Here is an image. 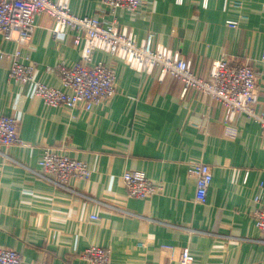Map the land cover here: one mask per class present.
I'll return each instance as SVG.
<instances>
[{
	"label": "crops",
	"instance_id": "1",
	"mask_svg": "<svg viewBox=\"0 0 264 264\" xmlns=\"http://www.w3.org/2000/svg\"><path fill=\"white\" fill-rule=\"evenodd\" d=\"M68 1L75 15L114 21L138 42L151 33L203 79L221 58L249 62L264 115V0H142L135 12ZM52 26L48 15L37 17L21 61L34 66L37 82L64 89L55 68L78 61L81 47L71 31L54 38ZM17 49L0 34V51ZM93 61L113 66L117 92L84 111L46 106L34 83L8 79L9 59H0V115L19 120L22 141L0 147V247L19 252L24 264H88L82 254L93 245L110 251L109 264H168L182 248L197 264H264V235L252 215L264 196L259 124L243 113L225 121L217 101L193 89L183 95L178 79L138 73L102 51ZM45 149L86 162L91 176L56 186L41 175ZM198 161L212 167L204 204L195 202L188 173ZM126 170L144 172L162 191L128 197Z\"/></svg>",
	"mask_w": 264,
	"mask_h": 264
},
{
	"label": "built area",
	"instance_id": "2",
	"mask_svg": "<svg viewBox=\"0 0 264 264\" xmlns=\"http://www.w3.org/2000/svg\"><path fill=\"white\" fill-rule=\"evenodd\" d=\"M141 3L142 0H101V4L111 11L135 12ZM41 14L52 18L54 38H62L71 31L74 33L73 44L81 47L78 61L72 65L59 63L55 68L64 89L37 82L34 66L21 61L19 48L30 44L36 19ZM226 24L237 27L234 20H227ZM0 34L18 47L9 54L0 51V59H9L8 79L20 84L34 83V97L46 106L89 111L114 97L117 88L113 66L93 61L95 51H102L138 73L156 71L160 79L166 76L178 79L183 85V95L191 89L199 91L203 97H210L223 107L225 121H232L236 114L243 113L259 124L264 135V115L258 109L257 101V73L247 61L216 60L209 77L203 79L193 73L190 62L178 51L155 43L151 33L138 42L131 29H120L114 21L75 15L68 0H0ZM18 128L17 118L0 115V147L22 144ZM39 165L41 175L62 189H69L71 179L88 180L92 174L86 162L52 149L43 151ZM188 173L195 180V202L204 204L212 181V167L198 161L189 165ZM122 180L130 198L144 199L160 193L163 188L161 183L149 179L139 170L124 171ZM255 202L257 207L252 215L257 230L264 235V196L256 197ZM90 219L96 220L97 216L92 215ZM162 248L172 255L173 248ZM82 258L88 264H109L110 251L93 245L84 251ZM0 264L24 263L19 252L0 247ZM168 264L197 263L189 249L182 248L177 260H169Z\"/></svg>",
	"mask_w": 264,
	"mask_h": 264
}]
</instances>
